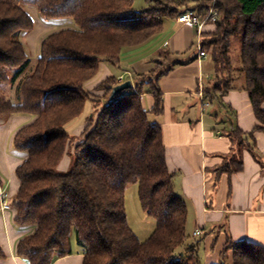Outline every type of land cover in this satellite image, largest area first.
<instances>
[{"label":"trees","instance_id":"1","mask_svg":"<svg viewBox=\"0 0 264 264\" xmlns=\"http://www.w3.org/2000/svg\"><path fill=\"white\" fill-rule=\"evenodd\" d=\"M146 2L147 8L136 11L135 0H0V124L15 114L34 117L14 137L15 150L28 158L16 171L21 186L11 201L14 224L35 228L17 245L18 256L30 264H53L71 255L73 237L85 255L83 264H201V243L188 244V210L166 163L162 128L150 121L144 106L148 86L152 111H163L158 83L164 72L113 97L121 84L115 76L96 87L101 96L87 89L103 63L119 66L125 51L160 35L166 19L193 9L203 16L218 11L217 22L207 24L201 36L216 67V79L204 94L221 102L241 82L258 120L250 133L231 130L239 155L218 175L241 172L245 149L257 157L255 134L264 131V0ZM29 8H37L45 21L72 20L77 28L47 36L33 72L24 77L32 59L23 37L35 27ZM12 88L15 99L7 93ZM88 100L95 102V112L71 147L66 126L82 115ZM66 155L71 167L63 173L59 166ZM134 184L142 210L157 222L145 242L131 229L126 212V190ZM229 252L231 264H264L259 244L228 238L220 264L228 262ZM5 258L0 246V260Z\"/></svg>","mask_w":264,"mask_h":264},{"label":"crops","instance_id":"2","mask_svg":"<svg viewBox=\"0 0 264 264\" xmlns=\"http://www.w3.org/2000/svg\"><path fill=\"white\" fill-rule=\"evenodd\" d=\"M33 18L39 23H35L24 44L30 58L37 59L42 41L52 31L40 14ZM204 28L207 31L208 27ZM197 39L196 28L180 24L176 19H166L160 35L140 48L125 51L121 64L114 67L120 71L126 69L125 73L132 77L136 89L138 81L155 70L159 56L167 54L168 68L158 83L163 111H152L155 101L148 93V86L143 87L144 106L150 121L162 128L166 163L175 175L176 193L186 202L188 220L190 208L194 213L192 235L200 231L199 237H202L208 232L205 242H200L201 264H220L228 238L235 243L250 242L264 247V131L255 134L257 157L245 149L240 155L244 164L241 172L218 175L219 168L239 155L229 138L231 130L237 127L250 133L258 120L241 82L234 83L235 88L221 99L224 105L217 100L212 102L204 94V89L216 79V67L213 61L208 62L209 56L190 55L197 51ZM106 65L102 64L100 74L87 87L94 95H103L96 87L114 76ZM120 76L123 74L115 77ZM33 121V116L15 114L0 125V180L11 201L21 186L16 171L28 158L26 153L15 151L14 137ZM87 124L88 121L83 122L73 133L82 136ZM70 167L71 159L66 155L59 171L65 173ZM34 230V227H17L13 210L0 211V246L6 255L0 264H30L18 256L17 245ZM84 258L73 237L72 254L57 258L53 264H83ZM231 258L232 252H229L230 264Z\"/></svg>","mask_w":264,"mask_h":264},{"label":"rangeland","instance_id":"3","mask_svg":"<svg viewBox=\"0 0 264 264\" xmlns=\"http://www.w3.org/2000/svg\"><path fill=\"white\" fill-rule=\"evenodd\" d=\"M147 6H148V4H147L146 0H135L134 9L136 11H141V10L147 8ZM28 11L30 13H32L33 16L40 14V12L37 8H29ZM34 21H35V23H39V20H34ZM44 22L49 25V28L52 31L51 33L59 32L61 30H65V29H76L77 28L72 20H58V21H50V22L44 20ZM28 35H30V33L26 34L23 37V41H25V39H26V37H28ZM156 37H154V38H156ZM237 48H238V44L234 43L232 56L236 55V51H237L236 49ZM193 54L196 55L197 51L194 50L193 52L190 53V55H193ZM166 55L167 54H164L163 56L162 55L159 56V62H156V68L154 70L155 72L153 71L148 76H145L144 78H142L143 80H148L151 77L153 79H155L159 74H161L167 70L169 59L166 57ZM31 59H32V65L30 66L29 70L26 72L24 77L30 75L34 70L36 58L32 57ZM211 61L212 60L210 59L208 62L211 63ZM106 64H107L106 66L110 68V70L112 71L114 76H118L119 74H123L125 76L126 82L131 81V80L133 81L132 77L128 76V74L125 73L126 69L123 68L120 71L119 68H115L114 66H111L108 63H106ZM104 68H105V65L103 66V69ZM135 86H136V84H135ZM7 93L9 95V98L15 99V97H16L15 88H12L11 90L9 89ZM14 102H15V100H14ZM94 105H95V102L88 100V102L86 103L85 110L82 113V115L74 121V124L70 123L66 126V130L71 135V147L75 146L81 140V136L74 134L73 130L77 126H79L80 124H82L85 121H88L91 118V116L95 112ZM125 195H126V212H127L129 225H130L131 229L133 230V232L137 235L139 240L141 242H145L155 232L157 222L153 217L149 216L148 214H146L142 210V207L140 204V199H139V187H138V185H136V184L130 185L126 190ZM190 210L191 211L189 213V220L187 222V234L189 237L188 242L189 243H195V242L203 243L206 240L208 232H205V234L202 237H199V236L194 237L192 235V230L195 228V221H194V213L192 212L191 208H190ZM202 257L204 258V255H202ZM220 263H221V259H220ZM225 263L230 264L229 259H228V262L226 261Z\"/></svg>","mask_w":264,"mask_h":264},{"label":"built area","instance_id":"4","mask_svg":"<svg viewBox=\"0 0 264 264\" xmlns=\"http://www.w3.org/2000/svg\"><path fill=\"white\" fill-rule=\"evenodd\" d=\"M219 17V13L216 10H211L208 12L207 15H199L197 10H188L185 11L181 16H179L176 20L180 24H185L190 27H194L198 31V39H197V53L199 58H206L208 55L202 48V32L204 27L208 25H214ZM119 82L122 84L125 81V76H120L118 78ZM0 204H1V211H11V199L9 194L6 192L5 189H0ZM200 231H196L194 233L195 237L201 236Z\"/></svg>","mask_w":264,"mask_h":264},{"label":"water","instance_id":"5","mask_svg":"<svg viewBox=\"0 0 264 264\" xmlns=\"http://www.w3.org/2000/svg\"><path fill=\"white\" fill-rule=\"evenodd\" d=\"M134 88L133 84L131 81H127L125 83H122L120 85H118L117 87L114 88L113 93H112V97L115 96L116 94L125 91L127 89H131Z\"/></svg>","mask_w":264,"mask_h":264}]
</instances>
